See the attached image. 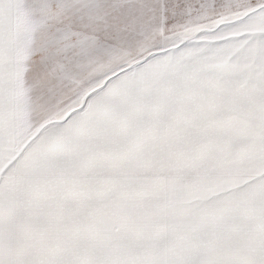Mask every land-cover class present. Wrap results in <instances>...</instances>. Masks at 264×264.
<instances>
[{
    "label": "snow or ice",
    "instance_id": "snow-or-ice-1",
    "mask_svg": "<svg viewBox=\"0 0 264 264\" xmlns=\"http://www.w3.org/2000/svg\"><path fill=\"white\" fill-rule=\"evenodd\" d=\"M0 264H264V0H0Z\"/></svg>",
    "mask_w": 264,
    "mask_h": 264
}]
</instances>
